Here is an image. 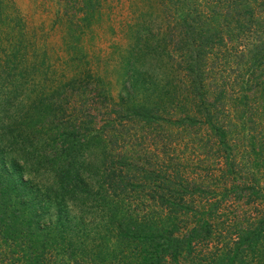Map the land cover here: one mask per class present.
I'll list each match as a JSON object with an SVG mask.
<instances>
[{
  "label": "trees",
  "instance_id": "trees-1",
  "mask_svg": "<svg viewBox=\"0 0 264 264\" xmlns=\"http://www.w3.org/2000/svg\"><path fill=\"white\" fill-rule=\"evenodd\" d=\"M123 1L124 9L122 0H54L55 16L66 17L61 28L75 41H86L90 25L111 18L114 4L117 11L125 13L119 24L127 22L124 17L130 15L136 22L145 20L141 28L124 30V35L128 43L138 46L145 63L148 59L151 71L140 76L138 67L144 63L136 60L134 52L131 57L135 61L128 55L123 63L120 59L121 74L131 75L126 78L134 82L144 76L145 85L147 73L163 68L165 62L178 75L183 92L173 95L171 88L162 86L152 96L162 108L152 102L148 105L141 97L136 100L137 107L122 113L121 118L159 129L169 138L164 124L208 134V146L215 151L212 160L202 155L192 158L206 163L204 167L213 163L208 166L211 171L206 174L198 170L193 175L180 172V165L193 162L184 154L174 157L153 152L150 163L143 149L134 152L127 146L128 137L118 133L115 138L120 137L122 148L106 155L107 169L102 177L94 172L95 186L90 187L81 176L83 164L78 158L89 140L101 138L96 131L81 130L79 123H59L42 131L47 133L38 140L39 146L27 152L30 161L23 153L21 163L13 158L3 162L0 157V242L2 248H13L14 252L5 258L0 252V264H105L107 259L110 264H161L165 258L175 260L192 254L200 243L212 241L213 227L219 225L214 220H229L226 233L232 235L214 246L216 251L205 253L198 264H251V260L264 264V0H150L151 4L143 3L145 9L137 12L135 0ZM151 8L160 16L158 21L151 19L155 38L147 39L145 32L151 24L145 14ZM14 11L13 0H0V27L14 32L5 38L11 56L26 43L18 24L6 25V14L10 17ZM6 68L17 70L0 60L2 113L8 101L3 90L17 92L20 86L16 76L5 73ZM134 96L129 94L128 98ZM165 105L170 108L165 109ZM13 115L11 123L2 126L9 140L1 139L0 156L6 143L30 137L28 124L19 125L20 119ZM162 139L155 141L174 151L177 141ZM239 161L243 166L240 170ZM25 167L49 176L45 187L51 195L50 208L42 199L44 192L32 198L31 187L20 176ZM131 170H138L133 179ZM197 186H202L203 192L196 191ZM199 192L204 193L201 202ZM127 194L140 201L135 207L141 212L128 213L123 208L130 198ZM67 199L78 211L66 208ZM246 204L254 206V212H244L240 206ZM113 207L121 210L118 222L111 219ZM92 210L100 215L108 213L105 230L98 221L86 227L81 213L89 215ZM47 214L51 216L46 220L52 221L35 232V224ZM105 232L107 237L111 235L110 242ZM102 248L109 250L107 254Z\"/></svg>",
  "mask_w": 264,
  "mask_h": 264
},
{
  "label": "rangeland",
  "instance_id": "rangeland-1",
  "mask_svg": "<svg viewBox=\"0 0 264 264\" xmlns=\"http://www.w3.org/2000/svg\"><path fill=\"white\" fill-rule=\"evenodd\" d=\"M13 1L16 6V11H14L10 17L6 14L7 23H5L6 25L18 24L17 26L25 33L26 43L20 44L19 51L17 53H15L16 50L13 51L14 55L11 56L7 53L5 43L8 42L5 38L10 37L14 32L9 30V28L7 29L5 26L0 27L1 63L4 61V65L16 66V71H9V68H6L5 73L16 76L17 82L20 83L17 92H13L12 89L9 91L3 90L4 94L8 95V101L7 104L4 105L6 106L5 113H2L3 107H0V142L1 139L2 142H7L6 140H9L8 135L3 134L2 126L4 123H11L10 118L13 114L18 116V120L20 119L19 125L25 126L28 124L29 130L27 131L30 132V137L25 136L24 140L19 139V144L12 142L8 145V143H6L7 146L2 147L0 156L3 162L9 161V158H13L21 163L22 160L25 159L22 153L30 161L27 152L36 150L37 146H39L38 140H41L40 138L47 133L46 131V133L42 134V131L50 127L58 126L59 123L65 125L68 122L79 123L83 131H96L97 137L101 138L97 139L93 137L89 140L87 142L88 146H84L81 149L82 154L78 158L80 163L83 164L81 176H83L84 180L89 182L90 187L95 186L94 172L102 177L103 171L107 169L104 162L106 155L111 152H117L122 148L119 140L120 137L115 138V135L118 133L128 137L126 140L127 146L132 148L134 152L143 149L144 152H146V160L150 163L153 156L149 154L153 152L159 155L167 153L172 156L173 154L174 157H179L184 154L191 160H193L192 155L195 157H197L196 155H202L212 160L215 151L208 146L211 137L200 130L191 127L178 129L174 124H164L165 129L167 128L166 132L170 135L169 138L167 134L163 135L162 131L159 133V129L142 126L131 120L124 121L122 120L123 118H121L122 113L137 107L136 105L139 103L136 100H139L141 97L148 102V105L152 102L155 103L158 108H162V103L157 100L156 102L152 100L154 92H157L162 86L171 88L173 90V95L180 94V91L183 92L176 80L179 79L178 75L174 70L172 71L165 62L163 68L159 70H155L154 68V73H147L145 85H142L144 83V76L138 79L143 80L142 82L138 80L134 82L133 79L126 78L131 75L124 77L125 75L123 76L121 74L120 67L124 62V58L128 55L129 60L135 61L134 57H131V53L133 54L134 52L136 60L141 64L144 63V65L138 67V70L141 71L140 76L151 71H149L151 66L148 65V59L145 63L142 56L138 53L139 50L136 49L138 46L128 43V38L124 35V30L132 32L136 26L137 28H141L145 20L136 22V18L130 15L129 18L124 17V20L127 22L119 24L125 13L117 11L118 5L114 4L111 11L112 13L110 12L112 15L111 18L101 20V24L95 26L90 25L88 29H86V41L82 39L78 40L77 38L75 41L73 38L74 36L69 37L71 35L68 33L66 36L64 35L61 25L64 23L63 19L66 17L55 16L57 12H55L54 0ZM143 3L151 4V1L135 0L136 12L139 11V9H145L143 8ZM9 4L10 3H7L6 5ZM122 5L124 9L123 0ZM159 16L157 10H153V8H151L149 13L145 14L146 20L151 24L149 27L151 30L149 29L148 32H145V37L147 39L155 38L154 24L151 19L155 18L158 21L157 17ZM138 19H140V17ZM153 21L155 22V20ZM27 30H31V32ZM42 40L44 41L42 42ZM167 58L169 59V57L165 59ZM28 59H30L29 62ZM120 59H122V63ZM215 62L216 60H214V63ZM129 94L135 96L128 98ZM1 100H3V98H0V101ZM167 102L168 101L165 103ZM181 107L182 106H180V108ZM169 108L170 107L166 106L165 109ZM31 114H34V116H31ZM21 119L23 120L21 121ZM24 121H26V124H24ZM36 123L38 125H36ZM33 134H35L34 137H32ZM162 138H166L167 142L169 140L177 141L174 151H167L163 145H159V142L155 141H160ZM163 143L166 147L169 146L165 141ZM195 145H200V147L197 148ZM198 150H200V152ZM205 164L206 163L199 164L197 161L193 160V162L189 163V166L186 165L181 167L180 165L179 168L180 172L183 170L185 175L196 174L198 170L202 173L211 171L208 166L213 165V163H208V166L204 167ZM241 167L243 166L239 161L237 169L240 170ZM241 171L243 174L247 173L245 169H241ZM21 172L20 176L22 180L27 182V187H31L30 194L32 198H38L40 194L44 192L45 197L42 199L47 202L50 208L51 195L46 192L48 190L45 187L50 181L48 180L49 176L43 174L42 171H38V169L34 167H31L30 170L25 167ZM129 172H132L129 173L131 179L138 175V170H131ZM215 173H219V171L217 170ZM220 173H223V171ZM208 178L210 177L206 175V180H208ZM197 190L203 192L204 189L202 186H197L196 191ZM203 194L204 193L199 192V196L201 197L200 202L204 200L202 199L204 196ZM229 195L230 192L228 193V196ZM47 197L49 198L46 199ZM128 197L130 198L127 200V203L124 202L123 208L127 210L128 213L134 214L136 212H141V210H137L135 207L140 201L138 199H131V195H128ZM240 207L244 212H247L246 210H248L249 213L254 212V206L252 205L246 204ZM66 208L78 211L68 199L66 201ZM120 211L118 207L112 208L110 214H112L111 219L113 222L121 220ZM89 212V215L81 213L83 220L87 224L86 227L89 229L94 221H98L100 224L104 225L103 230H105L107 228L106 222H108L107 219L109 218L108 213L106 211L104 213L101 212V215L107 214L105 218L101 219L99 211L94 212V210H92V212ZM48 216L51 215L47 214L42 220L40 219L37 221L35 224L37 225L36 229L35 225L33 226L35 232L42 231V229L47 226L45 223L52 221L46 220ZM214 221L219 222V225L213 227L212 232L215 235L212 236V241L204 244L200 243L192 254L179 256L175 260L165 258L161 264H198L202 256L216 251L214 246L221 244L224 240L226 241L225 237H231L232 232L229 234L226 233V222L229 220ZM108 234L109 233L105 232L106 237ZM107 240L110 242L111 235L107 237ZM113 243L115 244V242ZM3 245L4 244L0 242V252H4V258L10 254H14L13 248H2L4 247ZM102 249L106 254L109 251L105 248ZM110 252L113 253L111 248ZM111 262L110 259H107L105 264H110ZM251 264H253L252 260Z\"/></svg>",
  "mask_w": 264,
  "mask_h": 264
}]
</instances>
